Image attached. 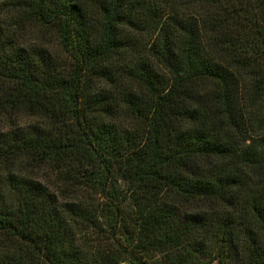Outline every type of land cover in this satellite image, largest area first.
Returning <instances> with one entry per match:
<instances>
[{
	"label": "trees",
	"instance_id": "1",
	"mask_svg": "<svg viewBox=\"0 0 264 264\" xmlns=\"http://www.w3.org/2000/svg\"><path fill=\"white\" fill-rule=\"evenodd\" d=\"M264 264V0H0V264Z\"/></svg>",
	"mask_w": 264,
	"mask_h": 264
},
{
	"label": "rangeland",
	"instance_id": "2",
	"mask_svg": "<svg viewBox=\"0 0 264 264\" xmlns=\"http://www.w3.org/2000/svg\"><path fill=\"white\" fill-rule=\"evenodd\" d=\"M122 264H128V263H122ZM212 264H220V263L216 260Z\"/></svg>",
	"mask_w": 264,
	"mask_h": 264
}]
</instances>
